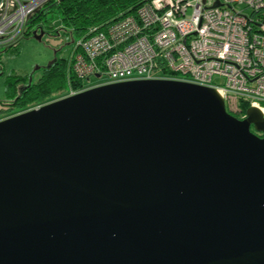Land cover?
<instances>
[{"label":"water","instance_id":"water-1","mask_svg":"<svg viewBox=\"0 0 264 264\" xmlns=\"http://www.w3.org/2000/svg\"><path fill=\"white\" fill-rule=\"evenodd\" d=\"M251 125L264 132L258 107L239 118L217 89L175 79L1 119L0 264H264Z\"/></svg>","mask_w":264,"mask_h":264},{"label":"built area","instance_id":"built-area-1","mask_svg":"<svg viewBox=\"0 0 264 264\" xmlns=\"http://www.w3.org/2000/svg\"><path fill=\"white\" fill-rule=\"evenodd\" d=\"M56 1L0 0V48L44 26L42 13ZM216 1L145 0L135 14L91 28L76 40L72 66L88 83L62 97L115 82L175 79L213 87L226 105L244 102L264 114V0Z\"/></svg>","mask_w":264,"mask_h":264},{"label":"trees","instance_id":"trees-1","mask_svg":"<svg viewBox=\"0 0 264 264\" xmlns=\"http://www.w3.org/2000/svg\"><path fill=\"white\" fill-rule=\"evenodd\" d=\"M145 0H58L46 5L44 26H39L35 31H27L26 34L36 35L43 32L56 34L64 30L77 39L87 36L91 28L104 29L116 20L135 14ZM55 18L61 19V25L53 23ZM41 19V16H38ZM46 27V29H45ZM9 45L0 51L17 50L18 46ZM74 45L67 56H57L49 64L44 66L38 78L33 79L32 74L11 73L5 79L6 96L0 102V115L12 112L15 109H25L31 105H39L49 102L58 96H64L70 89L79 90L88 81L76 77L73 66ZM227 109L233 115L240 117L246 113L249 104L239 103L236 106L238 113Z\"/></svg>","mask_w":264,"mask_h":264},{"label":"rangeland","instance_id":"rangeland-1","mask_svg":"<svg viewBox=\"0 0 264 264\" xmlns=\"http://www.w3.org/2000/svg\"><path fill=\"white\" fill-rule=\"evenodd\" d=\"M53 23L59 26L61 25V19L55 18ZM16 44L18 46L17 50L4 51L0 55V71H2V74H0V101H3L6 96L5 79L7 75L11 73H29L32 74L33 79L38 78L44 66L49 64L55 57L58 55L64 57L70 54L74 45V38L70 33L64 30H61L59 34L46 31L40 38L34 36V34H26ZM3 48H0V51H2ZM215 80L218 83L221 82L220 79ZM59 98H62V96H58L55 99ZM39 105H31L25 109H15L10 113L1 114L0 118L4 116L8 117L24 110L38 107ZM228 107L238 113V109L233 104H230ZM242 115L243 113L240 114V117H242Z\"/></svg>","mask_w":264,"mask_h":264},{"label":"flooded vegetation","instance_id":"flooded-vegetation-1","mask_svg":"<svg viewBox=\"0 0 264 264\" xmlns=\"http://www.w3.org/2000/svg\"><path fill=\"white\" fill-rule=\"evenodd\" d=\"M45 29H46V27H45ZM0 74H2V71H0ZM10 116H11V115H10ZM8 117H9V116H8ZM4 118H6V117H5V116H4V117H1L0 120H1V119H4ZM251 130H252L253 132H255L257 135L261 136V137L264 136V132H262V131H258V130L254 127V125H251Z\"/></svg>","mask_w":264,"mask_h":264}]
</instances>
